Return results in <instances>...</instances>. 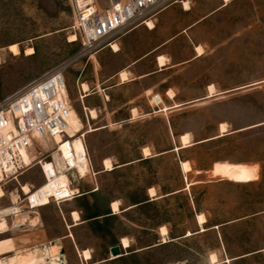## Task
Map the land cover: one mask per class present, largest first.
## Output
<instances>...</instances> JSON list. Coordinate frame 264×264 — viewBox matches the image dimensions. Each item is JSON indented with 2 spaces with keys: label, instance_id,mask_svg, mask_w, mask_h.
<instances>
[{
  "label": "rangeland",
  "instance_id": "rangeland-1",
  "mask_svg": "<svg viewBox=\"0 0 264 264\" xmlns=\"http://www.w3.org/2000/svg\"><path fill=\"white\" fill-rule=\"evenodd\" d=\"M184 3L197 21L204 18L167 54L172 64L190 60L195 51L198 58L144 85L111 88L105 101L97 93L100 82L118 71L122 60L110 48L87 55L69 0H0V101L66 65L68 97L96 173L80 182L73 201L39 209L31 228L1 238L14 237L20 250L49 248L73 224L75 210L81 221L87 219L92 259L83 261L76 248L61 247L66 264H264V0ZM74 34L78 41L70 43ZM12 44L19 45L20 55L9 53ZM29 48L34 55L26 56ZM87 82L90 96L82 98ZM175 105L180 106L162 111ZM131 108L140 117L129 121ZM222 124L228 134L218 139L226 133L220 132ZM185 134L190 146L180 149ZM145 148L151 158H144ZM107 158L112 172H103ZM224 162L246 165L249 178L211 177L215 164ZM42 166L49 176L54 173L52 164ZM19 181L32 188L45 183L38 166ZM152 188L157 199L149 195ZM114 201L120 204L117 215ZM68 213L65 226L62 214ZM122 238L131 247L112 259L110 249Z\"/></svg>",
  "mask_w": 264,
  "mask_h": 264
},
{
  "label": "built area",
  "instance_id": "built-area-1",
  "mask_svg": "<svg viewBox=\"0 0 264 264\" xmlns=\"http://www.w3.org/2000/svg\"><path fill=\"white\" fill-rule=\"evenodd\" d=\"M183 1L69 0L74 11V29L84 39L87 55L112 49V44L138 26L149 29L147 22L174 4L183 5ZM65 72L66 65H61L0 101V189L7 194L0 195V222L9 226L7 234L27 231L32 227L31 216L44 204L59 207L79 195L83 179L96 176L85 139L83 151L77 152L67 133L72 107ZM57 136L65 142L53 148ZM53 151L61 159L60 171ZM42 162L52 164L56 174L62 172L66 186L55 179V174L49 177ZM36 166L43 172L47 189L32 188V192L25 193L18 178ZM82 171H88L86 176ZM12 184L17 185L14 191L21 190L16 201L7 191ZM66 188L75 189L78 194L66 196ZM1 233L0 238L6 235Z\"/></svg>",
  "mask_w": 264,
  "mask_h": 264
},
{
  "label": "crops",
  "instance_id": "crops-1",
  "mask_svg": "<svg viewBox=\"0 0 264 264\" xmlns=\"http://www.w3.org/2000/svg\"><path fill=\"white\" fill-rule=\"evenodd\" d=\"M203 18L197 21L192 8L190 11H186L184 5L174 4L153 19L154 29H148L141 25L119 38L117 44L120 50L113 53L120 56L122 65L118 71L107 75L101 80L100 90L97 93L103 95L105 101H109L112 95L111 88L127 84L144 85L173 67L189 63L193 59L198 58L195 51L197 46L194 47L195 53L192 58L186 62L172 64L173 57L167 53L170 54L172 51L171 46L177 38L182 37L184 34L190 38L189 33ZM160 57L166 60L164 66L159 65ZM122 71L128 74V81L125 83L121 82L120 79V73ZM87 85L90 92L91 86L88 82ZM150 91L151 89L149 87L144 90L145 93H149ZM133 109H130L129 121L134 120L132 119ZM156 112H161V110ZM153 113H155V110H153ZM149 115H151L150 112L143 114V116ZM67 217L69 218V213L68 215L62 214V220L65 226L67 224ZM82 221L83 223L81 225L72 228L71 232L73 237L70 235V230L68 229L66 231L63 230L59 234L58 239H55L62 248H76L79 255L80 251L87 250V219ZM63 258L65 260V256Z\"/></svg>",
  "mask_w": 264,
  "mask_h": 264
},
{
  "label": "bare ground",
  "instance_id": "bare-ground-1",
  "mask_svg": "<svg viewBox=\"0 0 264 264\" xmlns=\"http://www.w3.org/2000/svg\"><path fill=\"white\" fill-rule=\"evenodd\" d=\"M224 2L228 3L229 0H224ZM184 7H185V10H187V11L190 9L188 3H184ZM147 24H148V27L150 29L154 28V25L151 21L147 22ZM76 41H78V37L75 34L69 38L70 43H74ZM7 49L9 51V53L12 54L13 56L20 55V48H19L18 44H12ZM196 49H198V51H199L198 55H201L202 49L199 47ZM112 50L117 52L119 50L118 45L115 43L112 44ZM25 54H26V56L34 55V49L33 48L27 49ZM165 64H166L165 60L162 57H160L159 58V65L164 66ZM120 77H121V80L123 83L128 81V74L126 72L122 71L120 73ZM82 91L84 93L82 98L89 96V87L86 83H84L82 85ZM66 92H67V86H66ZM209 96H212V95L210 94ZM69 101H70V99H69ZM178 106H180V105H175L173 107H178ZM71 107H72L71 108V115H70V119L68 121L69 126L67 128V133L70 136V138H72V140L74 142L75 150L77 152H82L84 149V142H83L84 136L82 135L83 134L82 133L83 125L78 120V117L76 116V114L74 112L72 104H71ZM170 108L171 107L164 108L163 111H167ZM132 112H133L132 119H136L139 117L137 115V110L134 109ZM90 113H91V116L93 119L98 118L97 112L95 110H91ZM220 132H221V134L226 132V124L221 125V131ZM181 139H182V146L180 149H183V148L190 146V135L189 134L183 135L181 137ZM64 142L65 141L60 136H57L56 140L53 141V145H54L53 148L61 147V145ZM175 150H179V148H176ZM151 157H152V155L150 154L149 149L145 148L144 149V158H151ZM55 161H56V165L60 171V169L62 167L61 159L56 154H55ZM103 168L105 169L103 172H112L115 169L112 160L109 158H107L103 161ZM182 168L186 172L191 169L188 162H183ZM43 169H44V167H43ZM50 171H54V173L52 172V174H55V179H57L60 182V184H63L66 186L67 180H66V178L62 172L60 174H56L55 170H50ZM87 173H88V171H82V175L86 176ZM46 174H47V172H46ZM42 175H43V172H42ZM210 176L215 178V179H248L250 176V170L246 165H242V164H230L227 162L216 163L213 170L210 173ZM43 177H44V175H43ZM20 178H18L19 184H20V181H19ZM44 180H45V177H44ZM50 180L52 181L51 178H50ZM20 186H21V184H20ZM46 186H47V182H45L40 188H46L47 189ZM21 187L23 188V191L25 193H30L33 191L31 186H30L31 189L28 185H24ZM20 192H21V190L19 192H16V191L10 192V195L13 198V201L18 200V198L20 197ZM72 193L74 195L78 194V193H76V190L72 189V188L71 189L66 188L64 190V194L66 196L71 195ZM0 195L6 196V193L4 192L3 189H0ZM149 195L153 199H157L155 189H153V188L150 189ZM78 196L74 197L71 200H68L67 202L73 201ZM46 206H48V203L43 205V207H46ZM111 208L113 211V215H117L121 212L120 204L118 201H116V202L114 201L111 204ZM70 216H71V219L73 221V224L68 225L67 226L68 229H72L73 227H76L82 223L81 218H80V214L78 213V211H75V210L71 211ZM35 220H36V222L39 221L38 218H35L33 221H35ZM206 222L207 221H206V218L204 215H202V214L198 215V223L200 226H203ZM33 226H35V224ZM8 229H9V226L5 222H0V231H2L1 234H7L9 232ZM161 230H162L161 234L163 236H166L168 234V230L166 228H162ZM201 231H204V229H202ZM71 236L73 237L72 233H71ZM165 242H166V240H164V243ZM120 247H121V250L122 249L128 250L131 247L129 239L122 238ZM60 250H61V246L59 244L51 245L49 248L45 247L42 249H38L37 251L36 250L35 251L20 250V249L15 247L14 237L0 238V264H66V262L63 258L64 251L61 250V252H60ZM29 251H31V252H29ZM80 256L82 257L83 261L89 262L92 259V255H91V252L89 250L80 251ZM117 257H120V256H117ZM117 257L112 256V259H116Z\"/></svg>",
  "mask_w": 264,
  "mask_h": 264
},
{
  "label": "water",
  "instance_id": "water-1",
  "mask_svg": "<svg viewBox=\"0 0 264 264\" xmlns=\"http://www.w3.org/2000/svg\"><path fill=\"white\" fill-rule=\"evenodd\" d=\"M219 138V137H217ZM110 252H111V255L112 256H121L122 255V250H121V247L119 245L117 246H113L111 249H110Z\"/></svg>",
  "mask_w": 264,
  "mask_h": 264
},
{
  "label": "trees",
  "instance_id": "trees-1",
  "mask_svg": "<svg viewBox=\"0 0 264 264\" xmlns=\"http://www.w3.org/2000/svg\"><path fill=\"white\" fill-rule=\"evenodd\" d=\"M171 108L174 109V108H176V107H173V106H172ZM227 134H228V132H226L222 137H221V135H220L219 138H224V137L227 136ZM219 138H218V139H219Z\"/></svg>",
  "mask_w": 264,
  "mask_h": 264
}]
</instances>
